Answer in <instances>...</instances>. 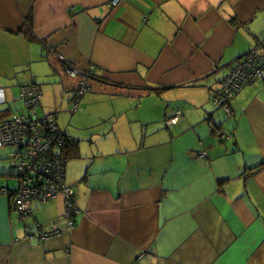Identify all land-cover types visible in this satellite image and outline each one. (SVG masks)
Wrapping results in <instances>:
<instances>
[{
	"label": "crops",
	"instance_id": "0c3cea01",
	"mask_svg": "<svg viewBox=\"0 0 264 264\" xmlns=\"http://www.w3.org/2000/svg\"><path fill=\"white\" fill-rule=\"evenodd\" d=\"M112 1L0 0V107L22 111L21 86L62 78L68 110L45 100L40 114L79 141L66 181L80 211L70 230L61 198L20 220L0 194V264H264V81L233 117L214 103L264 43V0ZM68 64L89 76L77 113L84 78Z\"/></svg>",
	"mask_w": 264,
	"mask_h": 264
},
{
	"label": "built area",
	"instance_id": "2783aa9c",
	"mask_svg": "<svg viewBox=\"0 0 264 264\" xmlns=\"http://www.w3.org/2000/svg\"><path fill=\"white\" fill-rule=\"evenodd\" d=\"M122 0H113L110 7H118ZM264 43L249 52L238 66L225 77L220 90L214 96L217 107L224 109L229 117L234 116L231 102L238 93L258 80L264 81ZM60 60L64 61L63 57ZM67 74L72 78L82 76L77 98L72 113L79 112L80 102L88 92L89 76L78 69L67 65ZM1 94V92H0ZM41 90L35 84L21 86L20 98L24 105V113L9 118L0 117V148L14 147L17 160L16 179L18 187L15 191L1 189V194L13 196V213L20 220L33 212V203H48L56 199H63L65 213L63 223L68 230L76 227L74 217L79 214L75 193L66 181V167L68 158L63 155L67 147V139L59 129L55 114H40ZM182 115L177 110L175 118L169 124L176 125ZM227 139L225 134L220 139ZM195 158L206 159V151L192 153ZM62 235V230L54 229L50 232H40V240L47 241ZM28 239L33 236L28 235Z\"/></svg>",
	"mask_w": 264,
	"mask_h": 264
},
{
	"label": "rangeland",
	"instance_id": "374dc122",
	"mask_svg": "<svg viewBox=\"0 0 264 264\" xmlns=\"http://www.w3.org/2000/svg\"><path fill=\"white\" fill-rule=\"evenodd\" d=\"M68 76L66 77L67 80L70 78ZM41 79L42 80H38L37 85L40 86L39 88H40L41 93H42L41 103H43L46 100L45 104H44L47 106L46 111L47 110H56V109L57 110L54 111L55 113H61V111L62 112L67 111L68 110L67 107L70 105L69 98H70V95H72V94H71V92L66 93L64 91L65 86L63 85L64 81H62V78L60 76L59 77L57 76L54 78L55 81H48V77H44V78L42 77ZM70 79L73 82L76 81L73 78H70ZM45 83L51 85L52 88H50L48 93L44 91V94H43V89L47 87V85ZM64 100H66V104H63ZM20 103L21 102L18 101V105L22 107V104H20ZM13 106L14 105H12V108H13ZM1 108L8 110L10 107L8 104H5V105L0 107V110H2ZM39 111L43 113V110L41 108ZM64 119H65V116L62 117V120H64ZM67 120H69V118L65 119L64 122L65 121L67 122ZM81 136L88 137V136H90V134L82 131ZM16 153H17V149L14 147L0 148V173L6 175L4 177H0V190L1 189H10L11 191H15L18 187V181L15 177V175H16L15 166H16L17 160H16V157L14 154H16ZM41 204L42 203L39 204V202L36 203L35 208H38L39 206H41Z\"/></svg>",
	"mask_w": 264,
	"mask_h": 264
},
{
	"label": "trees",
	"instance_id": "16d2710c",
	"mask_svg": "<svg viewBox=\"0 0 264 264\" xmlns=\"http://www.w3.org/2000/svg\"><path fill=\"white\" fill-rule=\"evenodd\" d=\"M24 33H26L25 35H27V36H31L29 33H28V31L26 32H24ZM32 37V36H31ZM67 69H68V66H67ZM97 81H99V82H101V83H103V84H106V85H114V86H119V85H116V84H114V83H112V82H109V81H107V80H104V79H99V78H97ZM35 85H37V84H35ZM38 86V85H37ZM21 88V87H20ZM75 99H73L74 100V105H75V102H76V98H77V92H76V95H75V97H74ZM19 99H20V102H21V104H22V111H18V112H16V111H10V110H4V111H0V113L2 114H4L5 115V117H3V118H9V117H12V116H14V115H17V114H21V113H24L25 112V110H24V105H23V103H22V101H21V98H20V92H19ZM82 101V100H81ZM72 110V109H71ZM59 127V126H58ZM64 134V133H63ZM64 136L66 137V139H67V147H66V149H65V157L68 155L67 154V152H71L72 154H74V153H76L77 151H78V149H79V141H77V140H75V139H70L67 135H65L64 134ZM67 158V157H66ZM4 176H6L5 174H0V177H4ZM0 194H1V190H0ZM13 196H9V198H12Z\"/></svg>",
	"mask_w": 264,
	"mask_h": 264
},
{
	"label": "water",
	"instance_id": "95a60500",
	"mask_svg": "<svg viewBox=\"0 0 264 264\" xmlns=\"http://www.w3.org/2000/svg\"><path fill=\"white\" fill-rule=\"evenodd\" d=\"M222 143H226V140H221Z\"/></svg>",
	"mask_w": 264,
	"mask_h": 264
}]
</instances>
